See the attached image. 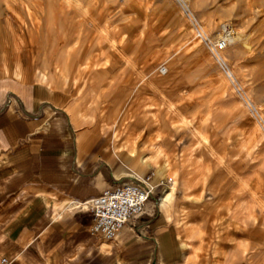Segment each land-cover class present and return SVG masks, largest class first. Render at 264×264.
<instances>
[{
    "label": "rangeland",
    "instance_id": "obj_1",
    "mask_svg": "<svg viewBox=\"0 0 264 264\" xmlns=\"http://www.w3.org/2000/svg\"><path fill=\"white\" fill-rule=\"evenodd\" d=\"M183 1L0 0V64L53 89L78 129L107 132L118 150L143 132L149 159L158 140L170 157L130 177L156 187L143 222L161 218L175 185L177 264H226L238 224L264 264V0ZM227 20L245 35L222 53L232 78L195 26L217 40Z\"/></svg>",
    "mask_w": 264,
    "mask_h": 264
},
{
    "label": "crops",
    "instance_id": "obj_2",
    "mask_svg": "<svg viewBox=\"0 0 264 264\" xmlns=\"http://www.w3.org/2000/svg\"><path fill=\"white\" fill-rule=\"evenodd\" d=\"M66 105L53 89L0 64V264H177L186 243L176 244L171 222L181 224L168 209L143 234L145 215L108 240L91 232L92 213L76 208L133 170L156 164L158 171L170 155L154 140L149 159L139 157L143 132L131 153L118 150L107 132L78 129ZM235 232L241 238L224 246L226 264H258L241 241L246 232Z\"/></svg>",
    "mask_w": 264,
    "mask_h": 264
},
{
    "label": "built area",
    "instance_id": "obj_3",
    "mask_svg": "<svg viewBox=\"0 0 264 264\" xmlns=\"http://www.w3.org/2000/svg\"><path fill=\"white\" fill-rule=\"evenodd\" d=\"M198 36L207 42L210 51L218 63L224 68L229 77L223 58V51L227 48L228 42L225 39H211L198 24L195 25ZM152 177L144 178L131 177L128 180L117 181L110 187L104 189L99 195L88 201L81 202L77 209L90 211L92 213L91 232L101 235L108 240H114L126 226L136 227L137 222L144 215L149 214L148 204L152 200L158 203L155 198V186L152 185ZM88 205L87 208L85 205ZM150 220L138 226V232L149 226ZM7 263L6 259L2 260Z\"/></svg>",
    "mask_w": 264,
    "mask_h": 264
},
{
    "label": "bare ground",
    "instance_id": "obj_4",
    "mask_svg": "<svg viewBox=\"0 0 264 264\" xmlns=\"http://www.w3.org/2000/svg\"><path fill=\"white\" fill-rule=\"evenodd\" d=\"M68 1V0H67ZM182 2H184L183 0H181ZM66 2V1H65ZM70 2V1H69ZM81 2V1H80ZM82 3V2H81ZM72 5V4H71ZM82 5V4H81ZM77 6V5H76ZM80 8V7H79ZM88 12V11H87ZM231 24V21H226V23L225 24H223V28H224V32H222V33H219L218 35H217V40H219V39H225L227 42H228V44H232V43H236V42H238L239 40H241L242 38H243V33H241L240 31H238V30H236V29H232L231 28V26H230V28H229V25ZM200 26V25H199ZM200 28L204 31V28L203 27H201L200 26ZM204 33L206 34V32L204 31ZM245 36V35H244ZM224 62H225V64H226V61L224 60ZM180 115V114H179ZM184 121V120H183ZM184 122H186V121H184ZM189 123H190V121H189ZM188 124V123H187ZM261 124H262V122H261ZM190 125H192V124H190ZM187 127V126H186ZM194 130V129H193ZM195 130H196V128H195ZM194 130V131H195ZM196 134H198V136L200 137V142H202V141H204V139L205 138H203V135L200 133V131H198V130H196V132H195ZM203 139H202V138ZM202 140V141H201ZM161 153H159L158 155H160ZM173 161V160H172ZM172 161H169V162H166L165 163V166H163V168L164 169H170L169 168V166L171 167V165L170 164H172L173 162ZM150 162V161H149ZM153 163V162H152ZM165 173V172H164ZM141 177V176H140ZM175 185L174 186H171V188L170 189H165L164 190V194H163V196H162V199H161V207H163V209L164 210H169L170 208H171V206H172V204H173V202H174V191H175ZM256 194V193H255ZM254 194V195H255ZM257 195V194H256ZM259 195V194H258ZM261 198V197H260ZM263 201V200H262ZM261 201V202H262ZM264 203V202H263ZM262 203V204H263ZM261 204V203H260ZM264 207V206H263ZM225 210L226 211H228L229 210V208L226 206V208H225ZM254 224V223H253ZM230 226V224H228V226L226 227V229L224 230V234H223V236H222V239H223V241H225L226 239H227V237L229 236V234H230V229L228 228ZM235 227V230H238V228L241 230V228H242V231H248V230H246V228L242 225V224H238V225H235L234 226ZM251 232H253V231H251ZM254 233V235H256V233H259V231L257 230V231H254L253 232ZM259 235V234H258ZM227 242H228V240H227ZM256 259V258H255Z\"/></svg>",
    "mask_w": 264,
    "mask_h": 264
}]
</instances>
